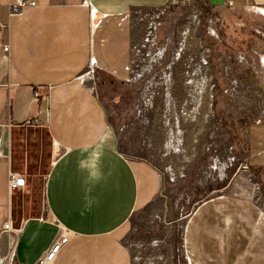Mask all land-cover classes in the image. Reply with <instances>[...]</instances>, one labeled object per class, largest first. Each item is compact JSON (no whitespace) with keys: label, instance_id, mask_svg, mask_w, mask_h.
<instances>
[{"label":"crops","instance_id":"1","mask_svg":"<svg viewBox=\"0 0 264 264\" xmlns=\"http://www.w3.org/2000/svg\"><path fill=\"white\" fill-rule=\"evenodd\" d=\"M177 1L49 0L12 17L0 6V252L13 235L14 264H37L64 235L69 239L52 264H133L124 236L132 215L157 199L162 178L150 162L127 154L123 135H115L104 104L80 75L92 61L100 75L123 84L131 44L146 31L132 13ZM205 1L223 34L221 45L239 52L234 47L240 42L228 44L224 33L238 32V38L247 32L238 40L264 66V0H223V6ZM34 127L44 129L61 152L44 183L45 212L36 215L25 196L34 181L28 165L35 146L19 139ZM256 164L264 198V147ZM9 173L23 177L21 189H8ZM253 195L247 183L227 184L191 212L182 233L187 264H264V207ZM8 219L13 233L2 230Z\"/></svg>","mask_w":264,"mask_h":264},{"label":"rangeland","instance_id":"2","mask_svg":"<svg viewBox=\"0 0 264 264\" xmlns=\"http://www.w3.org/2000/svg\"><path fill=\"white\" fill-rule=\"evenodd\" d=\"M205 4L178 0L163 9L132 13L146 31L131 44L123 84L100 75L92 61L80 75L104 104L115 135H123L127 154L150 162L162 178L157 199L132 215L124 236L133 264H187L184 223L227 184L251 185L255 202L264 207L256 164L264 147L258 130L264 66L254 50H243L245 41L238 38H247V32L238 38V32L224 33L228 44L240 42L234 47L239 52L221 45L223 34ZM20 138L35 146L28 165L34 181L31 194L25 193L29 213H44V183L61 152L42 128L22 130ZM19 166L26 175V164ZM19 225L15 221L13 228ZM12 239L0 252V264H9Z\"/></svg>","mask_w":264,"mask_h":264},{"label":"built area","instance_id":"3","mask_svg":"<svg viewBox=\"0 0 264 264\" xmlns=\"http://www.w3.org/2000/svg\"><path fill=\"white\" fill-rule=\"evenodd\" d=\"M49 0H0V6H4L7 11L8 17L12 16H19L21 15L25 9L27 8H36L42 4L47 3ZM2 29L5 27L1 26ZM4 51H7V47L5 46ZM81 82L85 83V79L80 76ZM36 97L42 98L37 92L35 93ZM24 184V179L15 174L9 173L8 179V189L9 190H16L22 188ZM2 230L4 233H13L14 230L12 229V222L8 219L2 226ZM69 237L68 235L62 236L59 240L55 241L43 254L42 257L39 258L37 264H52L56 259L58 252L60 251L61 246L67 243ZM14 253L10 254L9 264L13 263Z\"/></svg>","mask_w":264,"mask_h":264},{"label":"water","instance_id":"4","mask_svg":"<svg viewBox=\"0 0 264 264\" xmlns=\"http://www.w3.org/2000/svg\"><path fill=\"white\" fill-rule=\"evenodd\" d=\"M210 5L212 6H223L224 1L223 0H209Z\"/></svg>","mask_w":264,"mask_h":264},{"label":"trees","instance_id":"5","mask_svg":"<svg viewBox=\"0 0 264 264\" xmlns=\"http://www.w3.org/2000/svg\"><path fill=\"white\" fill-rule=\"evenodd\" d=\"M246 42V41H245Z\"/></svg>","mask_w":264,"mask_h":264}]
</instances>
